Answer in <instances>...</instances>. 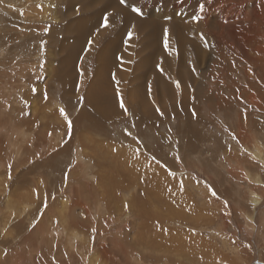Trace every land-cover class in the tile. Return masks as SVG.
Returning <instances> with one entry per match:
<instances>
[{"label": "bare ground", "instance_id": "obj_1", "mask_svg": "<svg viewBox=\"0 0 264 264\" xmlns=\"http://www.w3.org/2000/svg\"><path fill=\"white\" fill-rule=\"evenodd\" d=\"M30 1L33 2L34 6L31 7V4L28 2L26 11L21 10L18 4L17 7H19L18 9L21 11V17H23L24 22L29 20L37 25L32 27L33 31L38 33L44 32L45 29L42 23V21L44 22V18H42L43 14L41 16H36L34 14L36 12L32 10L37 5L40 7L49 6V8H54L56 4L53 0H42V2L40 0ZM64 1L65 0H61V2ZM144 1L145 0H128L129 6H122L119 4V0H75L78 11L75 9L73 12L69 13V18H77L78 20H75V28H66L67 35L65 36L73 37L72 41L74 42L73 45L76 55L87 56L83 61L84 67L82 73H79L80 71L77 72V65H72L69 66L66 71L63 70L64 73L62 74L64 82L78 94L79 91L76 90L82 87L79 83L80 80L84 82L87 81L91 75H89V73L94 71L90 81L87 83L88 91L85 94V101L92 106V111H97L94 120L98 121H94V123L91 119H83V117L87 118L86 114H84V116H78L72 125L74 133L71 136V141L69 144L68 142L63 144L64 148L62 151L53 149L56 145L55 142L58 141L57 132H55V134H50V130L48 131L47 129L41 134L42 129L38 130L40 129V125H37L38 121L44 120L46 123V120L49 118V114H46L47 117L45 116L46 112L56 117L55 119L53 117L55 121H59L63 118V113L60 110L53 111L52 108L54 106L50 99L51 96L49 97L47 94V90H45V94H43L45 96L42 101L43 104H41V102L39 105L31 107V114L34 115V120L29 122L28 125L22 124L20 127L14 126L13 121L16 112L15 108L18 109L21 106L19 105L14 108L15 100L12 94L8 96V90H3L2 94H0V117L6 112L7 123L3 124L0 119V137L3 134L9 138L11 135L17 138V141L13 142V146H11V140L8 137L9 140L7 143L4 140V145L0 142V173L9 165L14 164L18 166L20 164H30L38 158L37 165L33 167L37 174L41 166H47L49 162L51 163L54 159L59 157V155L72 154L73 156L71 157H74V165L72 164V166L69 163L71 166H68L71 168L67 169L68 173H66V176L64 175L65 180L60 179L61 182L57 185L56 190L58 194L63 195L65 201L68 202L69 205L73 208L81 209L83 211L82 216L84 217L77 221L73 218L78 215L74 216L72 213H69L70 216L69 214H59L56 208H53L55 205L53 207L51 206L53 211L50 205L44 209L37 207L32 210L30 203L35 196L37 182L31 179H18L14 182V186L11 185L9 188V200L7 204L4 205L6 207L4 216L0 212V232H2V227H6V225L11 226L10 231H4L0 235V238H2L0 247L2 248L4 239L9 238L12 232V238L16 235L23 234L26 235L24 236L25 238L23 237L26 240L19 242L16 239L17 242H15V244L12 242L14 245L10 246L11 250L6 252L4 256L2 255L3 251L0 250V264H128L129 261H133L134 264H136V260H138L139 263L141 261H147L142 255L143 253L141 254L140 248L135 249L133 247L134 244L127 246L125 242H120L119 235L121 234L119 232L111 233L109 231L110 233L107 237L106 234H103L108 224L109 226H117V222L121 223L124 227V224H133L134 221H139L140 227H137L140 228V232L145 235L143 236L141 234L143 238L146 237L144 238L146 240L142 246L148 245L150 248H153V250L159 249L160 251H165V253H167L166 248H170V246L173 247V253L171 254V251H169V255L155 252L151 253L152 251H150L148 253L150 257L148 258L147 256L148 261L150 260V264H161L164 259H167L166 257H171L168 259L173 261V264H188L185 256H189V251L186 249L191 245L198 244L199 250L202 251L200 241H198L196 235L194 236L193 230L188 229L187 222H189V224L190 222H194L192 221L194 216L201 219L205 213L202 209L194 207V204L190 202L191 198L189 191H187V182L178 180L177 178H170L169 175L172 171L163 172L162 169L153 165L156 163L155 158L153 159L154 161L146 160V162L144 161L145 158L144 160H140L139 157L134 156L131 150H125L124 154L113 152L117 146L114 144V137L109 136L111 138H101V130L99 131L98 127L107 120H112L116 123L115 120H118L124 113L123 109L120 108L121 104L137 105L138 109L143 113L142 115H144L141 120L142 123L147 125L153 124L152 116L149 120V115L153 113V109L156 107H150L154 101L153 98L156 99V104L160 105L162 108L169 105L167 104L168 102L170 103L169 109L165 111L167 116L178 115L179 113L189 111L194 116L197 115L199 117L203 111L201 108V99L203 103H212L215 111L216 108H218V106H216L218 104L221 108H225L226 105L218 100L216 96L213 102H209V96L202 98L203 94L195 93L194 88L198 85L200 79L202 78L203 80L205 76H208L205 74L207 70L210 71L209 76L212 77V79L220 76V74L226 70H229L231 75L245 71L250 88H241L237 84L238 87L233 89L234 94L232 95L234 96L232 99H235V104L242 103L244 105L258 107L256 111L260 114L263 113L264 0H248L249 3L246 0H213L205 7L203 13H200L199 8L191 9L190 7L192 5L189 3V0H183V3H181V0H176L171 6L168 4L164 8L152 9L146 6L153 4L154 0H146V3H144ZM132 4L143 8V17L131 11ZM157 7L159 6L157 5ZM22 8H24V6ZM49 8L44 11V14L46 13L47 16L50 15ZM39 9L41 11V8ZM61 9L62 8L59 10ZM30 12L34 13L31 14ZM90 12H93L92 16L94 19L89 15ZM113 12L122 16L124 20V29H122L116 37L111 35L108 37L103 34L104 41L101 43L98 41L101 32L96 33L95 26L105 14L109 17ZM197 16L201 17L199 22L195 19ZM119 20L122 21L121 19ZM136 21L140 23L137 29L140 30L141 35L144 37L139 34L140 36H135L134 39L126 43V34L131 28L129 25ZM137 24L136 22L135 25L137 26ZM118 27L121 26L117 25L116 29ZM166 28L170 31L169 38L164 34ZM105 31H107V29H105ZM89 38L93 40L90 51L86 49ZM168 40H170L171 47H167ZM62 49H68V45L64 44ZM89 55L91 56L90 58ZM92 55H94L93 60ZM0 56L2 57V55ZM50 56V58L54 57L52 52ZM65 56L67 57V55ZM119 56H123V61L118 59ZM2 58H4V56ZM56 58L57 57L54 59ZM69 59L72 58L69 57ZM93 62H95L96 67L89 71ZM158 65L162 67V71L158 70ZM242 65H247V67H241ZM13 66L14 65L10 66V68ZM34 70L35 68L32 69L33 72ZM53 70L49 71L50 75ZM257 70L262 72L259 82L253 81L252 77ZM5 76H7L5 80L9 78V75L5 74ZM60 79L62 80L61 76ZM21 82L22 80L20 83ZM24 82L21 84H24ZM190 82H192V84ZM217 83L219 87H222L221 83L218 81ZM213 84H215L214 80ZM258 84L262 85V89L259 88ZM7 86L8 82H3V88L7 89ZM192 86H194V88H192ZM134 87H136L135 90L133 89ZM82 89L85 90L84 87H82ZM201 89L203 90V88ZM118 90L122 93V100L118 99ZM219 91L218 93H220ZM221 91H223V89ZM228 94L230 97V93ZM198 96L199 100L197 102L196 99ZM46 100H48V102H46ZM216 100L220 103L216 104ZM37 101L39 103V100ZM230 105H232L231 102L228 104V107ZM6 107L8 109H6ZM117 111L118 113H116ZM246 112H248V110ZM83 113L84 112L81 114L83 115ZM214 114L215 112L213 115ZM242 114L244 113L242 112ZM250 114L251 113H249V115ZM34 121L36 122L33 124ZM51 125H53V123ZM91 126H94L95 129L91 130ZM76 133H78L79 136ZM6 136L3 137L5 138ZM127 136L130 140L135 141L137 134L130 132ZM77 137H79V144L83 147L82 153L76 148ZM13 140H15V138H13ZM83 140L85 143H83ZM61 145H58L59 149ZM92 147L97 151V153L93 154L94 157H97V159L100 160L99 164L102 165V169L98 168L96 170L101 181V183L97 185L92 184L96 176H91V170L88 169L89 163H92V161L94 162L93 158L91 157L92 159L90 162L83 158L89 156L90 152H93L91 149ZM22 148L23 154L20 155L21 158L17 160L18 157L16 158L13 155L19 154V150ZM24 148H26L27 151ZM117 148H119V146ZM147 153L155 156L149 150H147ZM8 154H11L14 158L13 162L7 161V157H11ZM141 161L143 163L139 166V162ZM106 162H108V165H106ZM115 162L118 164L115 165ZM74 172H76L77 175L73 174ZM125 178L126 182L123 181ZM127 179H129L128 182ZM37 180L43 190L46 188L45 192L54 195V191L52 188L50 189L51 185H49L51 181L48 178L44 175H40L37 177ZM138 181H140L139 184H137ZM128 191H133L134 193H129ZM101 201L106 202V205L109 207V209L107 208L108 210L117 211L116 215L111 216V213H102L103 204H101ZM262 201H264V198L260 196L254 198L255 209L260 207L259 204H262ZM12 204H14V207L11 206ZM193 208L195 211L200 212V214H197V212L191 213L190 209ZM60 216L64 217L65 221L67 220V222H69L68 225H65V231L61 229L60 232H62V235L59 234L61 223L56 222L57 218ZM214 219L216 220V218ZM9 222L12 224L9 225ZM30 222H32L31 226L24 228V226ZM112 222L113 224L111 225L110 223ZM172 225L174 226L172 227ZM179 225L186 227L180 228L178 227ZM77 226H79L80 230L85 231L84 235L75 231ZM88 227L93 235L91 234L88 236ZM131 227L132 226H130V228ZM134 228H136V226H134ZM66 231L70 232L71 235L67 234ZM92 236L93 238L91 239ZM126 237L127 236H125V238ZM121 240H123L122 237ZM51 246H56V248L61 246L62 256H58L59 253L56 255L50 253ZM6 247H8V245ZM162 255H164V258L158 257ZM204 255L212 257V254L204 253ZM172 258H181V260L175 261ZM129 264L132 263L129 262ZM166 264L168 263L166 262ZM250 264H252V261H250Z\"/></svg>", "mask_w": 264, "mask_h": 264}, {"label": "rangeland", "instance_id": "obj_2", "mask_svg": "<svg viewBox=\"0 0 264 264\" xmlns=\"http://www.w3.org/2000/svg\"><path fill=\"white\" fill-rule=\"evenodd\" d=\"M40 1L42 2V0ZM53 1L56 4V7L54 8H49V6L40 7L39 5H37L32 10L36 12H32L36 16H41L43 14L42 18H44V22L42 20L41 21L43 23L45 31L38 33L36 31H33L32 29V27L37 25L33 24L29 20L24 22L23 17H21V11L18 9L20 7L21 10L26 11L27 3L29 2L32 7L34 6L33 2H31L30 0H0V55H2V57L4 56V58L0 56V94H2L3 90H8V96L12 94L13 99L15 100L14 108L19 105L21 106L18 109L15 108L16 112L13 121L14 126L20 127L22 124L28 125L29 122H32L34 120V115L31 114V107H33L34 105H39L43 101L45 97L43 94H45V90H47V94L49 97L51 96L50 99L52 100V104L54 106L52 108L53 111L60 110L63 113V118L59 121H55L53 120L54 116L46 112L45 116L47 117L46 114H49L48 117L51 119L48 118L49 121L46 120V123L44 120H37V125H40V129L38 130L42 129L41 134H43L47 129L48 131L50 130V134H55V132H57L58 135H56L58 136V141L55 142L56 145L53 147V149L62 151L64 148L63 144L65 142H68L69 144L71 141V136L74 133L72 125L78 116H84V114H86L87 118L83 117V119H91L93 122H96L98 120H94V117H96L95 113H97V111H92V106H90V104H87V102L85 101V94L88 91L87 83L90 81L91 75L94 71L89 73V75H91L89 76L87 81L84 82L83 80H80L83 81L82 87H84L85 90L82 89V87H77L78 89L76 91H79L78 94H76L75 90H72V88L64 82L62 74L68 69L69 66L72 65H77V72L80 71L79 73H82L81 69L83 70L84 67L83 61L87 56L76 55L73 45L74 42L72 41L73 37L65 36L67 35V27H76L74 23L75 20L77 21L78 19L69 18V13L77 9L78 6L75 3V0H65L64 2H61V0ZM194 1L195 0H189V3H191L192 5L190 7L191 9H197L200 3H205V5L208 6L213 0H198V2L197 0L195 2ZM246 1L248 2V0ZM173 2H176V0H154L153 4L145 6L151 9L164 8L168 4L169 6H171ZM144 3H146V0L144 1ZM18 4L19 7H17ZM157 5L159 7H157ZM23 6L24 8H22ZM39 8H41V11ZM47 8H49L50 11V15L48 16L46 15V13L44 14V11H46ZM60 8L62 9L59 10ZM89 15L92 16L93 12H90ZM91 18L94 19L93 16ZM119 19H121L122 21H120ZM101 20L102 19H100L95 26L96 33L101 32L98 37V41H100L101 43H103L104 41L103 34L108 37H110L109 35L116 37L118 33L121 32L122 29H124V20L122 16L116 14L115 12L111 13L109 16L111 26H109L108 28L100 27ZM136 22L139 25L137 24L136 26ZM136 22L132 23L129 26L131 27L130 31H134L135 36L138 37L139 34L141 35L140 30L137 29L139 28L140 23L138 21ZM116 24L121 27H118L116 29ZM112 25L114 27V31ZM105 29H107V31H105ZM102 31L105 33H103ZM141 36L144 37L143 35ZM43 41H46V44H42ZM64 44L68 45V49H62ZM51 52L54 56H52L53 58H50ZM65 55H67V57ZM68 56L72 59H69ZM55 57H57L58 59H54ZM90 57L91 56L89 55V58ZM65 58H68L69 60ZM93 58L94 55H92V60ZM67 61H69L70 63ZM12 65L14 66L10 68V66ZM94 65L95 62L92 63L89 71L96 67V65ZM33 67L35 68L34 72L32 71V69H34ZM241 67H247V65H242ZM50 70H53L54 72H51V75L49 74ZM209 72L210 71L207 70L205 73L206 75H208L205 76V78L207 77L206 80L205 78H203V80L201 78L198 82V85L195 88L194 86H192V88L195 89V93L203 94L202 98H204L205 96H209V102H213L214 97L216 96L218 100L226 105V107L224 106L225 108H221L218 104L216 106H218L219 109L216 108L215 111L212 103H203L201 99V108L203 109V111L201 112V115L199 117L197 115H195L197 116L195 117L189 111H186L185 113H179L178 115L167 116L165 114V111L169 109L170 103L168 102L167 104L169 105H167L165 108H162L160 105L156 104V99L153 98L154 101L150 105V107H156L153 109V113L149 115V120L152 116L153 124L151 123L152 125H147L142 123L141 120L144 115H142L143 113L138 109L137 105L133 106V104H121L120 108L123 109L124 113L119 117L118 120L114 119L116 123L112 120H107L106 122L102 121V126L100 125L98 127L99 131L101 130L100 132L102 134L100 137H114L113 141H115L114 144H116L117 146L116 149L113 150V152L115 151L117 153L124 154L125 150H131V153L134 156L139 157L140 160H144L145 158L144 161H151L155 158L156 163H154L153 165L162 169L163 172L172 171L169 175L170 178H177L178 180L187 182V191H189V195L191 198L190 202L194 204V207L202 209L205 213L204 216H202L203 218L201 217V219H198V217L192 216V221L194 222H190V224L189 222H187L188 229L193 230L194 236H197L198 241H200L202 245V251L199 250L198 244L191 245L188 249H186L187 251H189V256H185V258H187L188 264H250V261H252V264H264V201H262V204H259L260 207L257 208L258 210L254 207V198H256L257 196L264 198V112L261 114L258 113L256 111L258 107L244 105L242 103H237V105L235 104V99H232L234 96L232 95L234 94L233 89L238 87V85L241 88H250L249 81L246 79L247 77L245 75V71L231 75L229 70H226L221 73L220 76L213 79L209 76ZM5 74L9 75V78L6 80L5 78L7 76H5ZM60 76L62 77V80L60 79ZM261 76L262 72H259V70H257L254 76H252L253 81L259 82V78ZM21 80L22 82L25 81L26 84L25 82L24 84H21ZM213 80L215 84H213ZM217 81L221 83L222 87H219L217 85ZM3 82H8L7 89L3 88ZM190 83L192 84V82ZM258 86L260 89H262V85L258 84ZM135 88L136 87H134L133 89L135 90ZM201 88H203V90ZM197 89H200L202 91ZM222 89L223 91H221ZM225 89L227 92L225 91ZM218 91L220 93H218ZM214 92H216L217 94ZM228 93H230V97ZM37 100H39V103ZM196 100L198 102L199 96ZM218 100L215 101L216 104L220 103L217 102ZM46 102H48V100H46ZM230 102L232 103V105L228 107V104H230ZM41 104H43V102ZM209 106L212 108H210ZM6 109L8 108L6 107ZM245 110H248V112H246ZM82 112H84L83 115L81 114ZM212 112H215V114L213 115ZM242 112L244 114H242ZM116 113H118V111ZM249 113L251 114L249 115ZM55 118L56 117H54V119ZM0 119L3 124H7L6 112L1 115ZM35 122L36 121H34L33 124ZM50 122H52L53 125H51L52 123ZM93 129H95L94 126H91V130ZM130 132H133V134H137L135 141L130 140V138L127 136V134ZM76 134L78 135V133ZM3 136L6 135L2 134L0 137V142H2V145H4V140L7 143V141L10 139L11 146L14 145L13 142L17 141V138L14 135H11L10 138L8 136L4 138ZM13 138H15V140H13ZM83 143H85L84 140ZM58 145H61L60 149L58 148ZM76 145V148H78L79 152L82 153L83 147L81 144H79V137H77ZM118 146L119 148H117ZM120 148L122 151L120 150ZM91 149L93 152H90L89 156H85L83 158L88 162H90V160L93 158L94 162L92 161V163L94 165L92 163H89L88 169L91 170V176H96V178L92 181V184L97 185L100 184L101 181L96 170L98 168L102 169V165L99 164L100 160L93 155L97 153L96 149L93 147ZM147 150L151 151L155 156L147 153ZM19 151V154L13 155L16 158L18 157L17 160L21 158L20 155L23 154V148ZM8 155L11 156V154ZM71 156L73 155H59V157L54 159L51 163L49 162L47 166H41V169L37 174L34 171L33 167L37 165L38 158H36L37 160L32 162L33 164H20L18 166L13 164L4 168L0 173L1 214L4 216V212L6 210V207L4 205H6L7 201L9 200V188L11 187V185L14 186V182L21 178L22 180L31 179L37 182V190L35 192L34 198L30 203L32 210L37 207L44 209L48 205H50V207H53L55 205L53 208H56L59 214L72 213V215L74 214V216L78 215L77 217L73 218L77 221L84 218L82 216L83 211L79 208H73L71 205H69V203L65 201L63 195L58 194L56 190L59 182H61V180H65L64 175L66 176V173H68L67 169H70V166L73 164L74 157ZM7 161L13 162L14 158L12 156L7 157ZM142 163V161L139 162V166ZM114 164L117 165L118 163L115 162ZM106 165H108V162H106ZM73 174L77 175L76 172H74ZM40 175H44L51 181L49 185H51L50 189L52 188V190L54 191V195L45 192L46 188L43 190L42 187L38 184L37 177H39ZM123 181L126 182V178ZM128 181L129 179H127V182ZM139 183L140 181L137 182V184ZM128 192L134 193L133 191ZM101 204H103L102 213H111V216L116 215L117 211L108 210L109 207L106 205V202L101 201ZM11 206L14 207V204H12ZM190 212H197V214H200V212L195 211L194 208L190 209ZM84 214L86 215L85 212ZM213 216L214 218H216V220L213 218ZM56 222L61 223L59 234L62 235V232H60L61 229L62 231H65V225H68L69 222H67V220L65 221L64 217L62 216L58 217ZM138 222L139 221L133 222L136 228H134L133 224L131 223H129L130 225L128 223L124 224V227L119 222H117V226H109L108 224L103 234H106L107 237L110 232H119L121 234L119 235L120 242H125L127 246L134 244L133 247L135 249L140 248L141 254L143 253L142 255L147 261H141L139 263L138 260H136V264H150V260L148 261V258L150 257L148 253L150 251H152L151 253L155 252L158 254L167 255H169V251H171V254L173 253V247L171 246L170 248H166L167 253H165V251H160L159 249L153 250V248H150V246L148 245L142 246V244L146 240L144 238L146 237L143 238V236L145 235L140 232V228H138L140 227V223ZM31 223L32 222L25 225L24 228L31 226ZM8 224L11 225L12 223L9 222ZM110 224L112 225L113 222ZM130 226L132 227L130 228ZM173 226L174 225H172V227ZM178 227L184 228L186 226L179 225ZM10 230L11 226L6 225V227H2V232ZM75 231H78L83 235L85 234V231L80 230L79 226H77V229H75ZM2 232H0V235L2 234ZM87 232L89 233L88 236L92 234L90 228L87 230ZM123 232L124 235L127 236V239L123 235ZM12 234L9 238L4 239L2 248L0 247V250L3 251V256L4 254H6V252H9L11 250L10 246H13L15 242H17V240L19 242H23L24 240H26L24 239V236L26 235H16L14 238H12ZM67 234L71 235L70 232H67ZM134 236L140 239L135 238ZM121 237L123 240H121ZM92 238L93 236L91 237V239ZM126 240H129L128 243ZM1 242L2 238H0V244ZM7 245L8 247H6ZM60 248L61 246L58 248H56V246H51L50 253L54 255L59 253L58 256L61 257L62 249ZM145 250H147L148 252ZM204 253L212 254V257H207L204 255ZM158 257L164 258V255ZM225 257L228 259H226ZM166 258L168 259L171 257ZM167 259H164V264H166V262L168 264H173V261H170L169 259L167 261ZM172 259L175 261L179 259L181 260V258ZM214 259L217 260L215 261ZM129 262L134 264L133 261Z\"/></svg>", "mask_w": 264, "mask_h": 264}, {"label": "snow or ice", "instance_id": "obj_3", "mask_svg": "<svg viewBox=\"0 0 264 264\" xmlns=\"http://www.w3.org/2000/svg\"><path fill=\"white\" fill-rule=\"evenodd\" d=\"M181 3H183V0H181ZM119 4L122 5V6H129L128 5V0H119ZM205 7H206L205 3H200L198 5L200 13H203L205 11ZM77 11H78V8H77ZM131 11L133 13H135L136 15H138V16H141V17L144 16L143 8L139 7V6H136L135 4L131 5ZM197 17H198V19H197ZM197 17H195V19H196L197 22H199L201 17L200 16H197ZM109 26H110V20H109L108 15L105 14L102 17L100 27L108 28ZM164 34L169 38L170 37L169 29L166 28ZM126 37H127L126 43H127V41H131L132 39H134L135 38L134 31H128L127 34H126ZM42 44H46V41H43ZM92 45H93V40L91 38H89V40L87 41L86 49L90 51L91 48H92ZM167 47H171L170 46V40H168ZM167 47H166V50H167ZM45 51H46V49H45ZM177 52H178V49H177ZM118 59L123 61V56H119ZM158 70L162 71V67L160 65H158ZM81 71H83V70L81 69ZM79 83L81 84V86H83V81H80ZM117 88L119 89L118 86H117ZM118 99H121V100L123 99L122 93L119 90H118Z\"/></svg>", "mask_w": 264, "mask_h": 264}]
</instances>
